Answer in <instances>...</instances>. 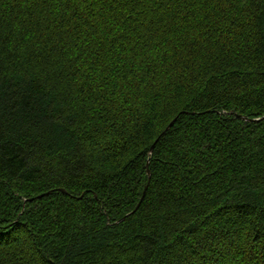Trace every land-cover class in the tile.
<instances>
[{
    "label": "trees",
    "instance_id": "obj_1",
    "mask_svg": "<svg viewBox=\"0 0 264 264\" xmlns=\"http://www.w3.org/2000/svg\"><path fill=\"white\" fill-rule=\"evenodd\" d=\"M263 116L264 0H0V264H264Z\"/></svg>",
    "mask_w": 264,
    "mask_h": 264
},
{
    "label": "water",
    "instance_id": "obj_2",
    "mask_svg": "<svg viewBox=\"0 0 264 264\" xmlns=\"http://www.w3.org/2000/svg\"><path fill=\"white\" fill-rule=\"evenodd\" d=\"M262 118H264V116H263ZM262 118H261V119H262ZM244 119H245V117H244ZM172 123H173V121L167 126V128H169V127L172 125ZM153 147H154V144L151 146V148H150V152L153 150ZM147 175H148V177H150V172H149L148 169H147ZM144 194H145V190H144V192H143V194H142V196H141V198H140L139 203L141 202V200H142ZM139 203H138V204H139ZM138 204H137V206H138ZM137 206H136V207H137ZM122 219H123V218H122ZM122 219H121V220H122ZM121 220H119V221H121Z\"/></svg>",
    "mask_w": 264,
    "mask_h": 264
}]
</instances>
